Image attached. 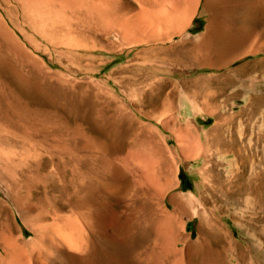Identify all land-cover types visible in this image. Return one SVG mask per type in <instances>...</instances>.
Masks as SVG:
<instances>
[{"label":"rangeland","instance_id":"374dc122","mask_svg":"<svg viewBox=\"0 0 264 264\" xmlns=\"http://www.w3.org/2000/svg\"><path fill=\"white\" fill-rule=\"evenodd\" d=\"M230 1L114 0L123 21L101 30L107 0L94 28L65 24L58 0H0V235L24 243L0 244V264L264 260L246 244L264 234L235 226L233 155L205 146L243 116L264 124V0ZM172 196L188 201L179 231Z\"/></svg>","mask_w":264,"mask_h":264},{"label":"crops","instance_id":"0c3cea01","mask_svg":"<svg viewBox=\"0 0 264 264\" xmlns=\"http://www.w3.org/2000/svg\"><path fill=\"white\" fill-rule=\"evenodd\" d=\"M245 71L239 68L234 72L241 75ZM234 80L229 84L233 85ZM251 121H256L253 116L241 117L230 134H221L215 128L205 133L208 151L212 149L233 155L232 205L237 203L238 209H245L239 211L244 214L242 219L234 216L235 226L239 233L249 235L264 234V124L252 126L248 124ZM259 122L264 123V120L259 119ZM252 155L259 157L254 160ZM246 244L248 249H264V241H249ZM259 264H264V260Z\"/></svg>","mask_w":264,"mask_h":264},{"label":"bare ground","instance_id":"6f19581e","mask_svg":"<svg viewBox=\"0 0 264 264\" xmlns=\"http://www.w3.org/2000/svg\"><path fill=\"white\" fill-rule=\"evenodd\" d=\"M14 1H21L23 2V0H14ZM54 1V0H53ZM101 1V0H100ZM106 1V0H105ZM114 0H107V21H103L101 23H99V27L101 30H108V28H111V26H117L118 24L120 25L122 23L123 20H120L118 19V22L115 21V23H118V24H111V21L112 18L111 17V13L114 11L113 8H111L113 11L111 12V9H110V6H108L110 3H112ZM211 2H213L214 0H210ZM217 2L220 3L221 0H216ZM98 2L99 0H58V3H59V8L61 10V16L63 18V21L65 22V24L69 23L70 22V25H71V21H73V19H77L76 23H78V21L82 20L83 22L84 21H88L89 20V24L91 22V20L95 17V16H104L106 13L104 11H102L101 9V6L99 7L98 6ZM216 2V3H217ZM231 5H234V4H238L239 6L241 7H244L245 4H250V2H252V0H231ZM101 3V2H100ZM104 4V2L102 3ZM114 6V5H113ZM24 8V7H23ZM144 12V11H143ZM142 12V13H143ZM116 13V11H115ZM114 13V14H115ZM10 16V13L8 14ZM216 17V16H215ZM224 18V17H223ZM222 18V19H223ZM226 18V17H225ZM125 19V18H124ZM220 19V18H219ZM11 21V16L10 18L8 17L5 18L1 12H0V29H3L5 30L6 32H9L8 29H6L7 27V23L8 21ZM213 19H211L210 21L212 22ZM217 20V19H216ZM114 21V20H113ZM218 21V20H217ZM216 21V22H217ZM12 22V21H11ZM84 22V23H86ZM121 22V23H120ZM220 22V21H218ZM223 22V21H222ZM75 23V24H76ZM80 23V22H79ZM88 23V22H87ZM86 23V24H87ZM64 24V23H63ZM87 24V25H89ZM73 25V23H72ZM90 27H93L92 24H90ZM69 29V27H66ZM75 28V27H74ZM73 28V29H74ZM94 28V27H93ZM93 28H91V30L93 31ZM116 28V27H115ZM76 29V28H75ZM74 29V31H75ZM90 29V28H89ZM89 30V31H91ZM4 31V33H5ZM87 31V32H89ZM218 31V30H217ZM2 32V31H1ZM210 32H212V30H209L208 33L209 35L207 36V41H206V50L207 52L210 51V45L209 44L211 41H210ZM91 33V32H90ZM141 33V32H140ZM215 33V31H214ZM254 33V32H253ZM12 34V33H11ZM10 34V35H11ZM73 34V33H72ZM79 35V34H78ZM212 35V34H211ZM206 38V37H205ZM90 39V38H89ZM210 41V42H209ZM223 57V56H222ZM201 57H197V58H194V61L195 62H200V63H212V61H210L207 56L203 59V57L200 59ZM220 59V58H219ZM214 62V61H213ZM167 183V180L165 181ZM164 182V183H165ZM165 183V184H166ZM156 186H159L157 184H155ZM163 187H161L160 191H158L159 194H161V192L164 191L165 188H167L168 185H162ZM159 188V187H158ZM156 192V191H155ZM157 194V193H156ZM160 196V195H159ZM171 201L177 205V211H178V216L177 218L174 216V214L171 213H166L165 214V219L167 221H165V224L164 225H168L167 228H169L170 231H179V222H180V215L183 214V213H188V208H187V205H188V201H183L181 198L179 197H176V196H172L171 197ZM33 207V206H32ZM39 217H43V212H38L37 214ZM201 216V224L199 225V227L201 229H203L205 226H208V234L207 236H205V239L206 240H210V239H215L214 236L215 234L212 233V227H210L211 225V222L213 221L212 218H206L204 216V214L200 215ZM147 219V218H146ZM163 220V219H162ZM175 221V222H174ZM211 221V222H210ZM162 223V222H161ZM209 223V225H208ZM214 223V222H212ZM216 224V223H215ZM213 225V224H212ZM215 226H218V225H215ZM210 227V228H209ZM164 231V229H163ZM165 233V232H164ZM163 233V235H164ZM166 234V233H165ZM176 237V236H175ZM207 242V241H206ZM50 243V242H49ZM176 244V242H174ZM202 243V242H201ZM201 243H199V245H201ZM0 244L1 246L3 247L4 251L6 252V254L11 257L13 256L14 254L16 253H20L22 252V248H23V242L22 243H19L17 241H13L11 238L7 237V236H4V235H0ZM174 244V245H175ZM47 246L49 245L48 243L46 244ZM202 247V246H201ZM212 247V246H211ZM225 247V246H224ZM223 247V248H224ZM55 248V247H54ZM211 249V248H210ZM202 250V249H201ZM218 250V249H217ZM42 252V251H41ZM204 252L203 250L200 252L202 253ZM209 253V252H208ZM215 254V252H212ZM211 253V254H212ZM21 254V253H20ZM19 254V255H20ZM198 254H199V251H198ZM197 255V254H196ZM206 255V254H205ZM204 255V256H205ZM213 256V254H212ZM187 257V256H186ZM198 257V256H197ZM200 257V256H199ZM220 256H218L216 259L218 260ZM156 258V257H155ZM201 258V257H200ZM208 258V257H206ZM214 263V262H213ZM220 263V260L216 261L214 264H219ZM199 264H210L204 260H201Z\"/></svg>","mask_w":264,"mask_h":264}]
</instances>
